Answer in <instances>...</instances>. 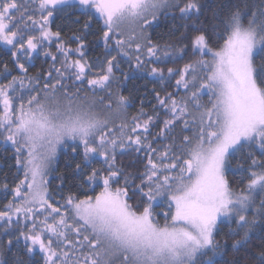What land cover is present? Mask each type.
Returning a JSON list of instances; mask_svg holds the SVG:
<instances>
[{
    "label": "snow or ice",
    "instance_id": "snow-or-ice-1",
    "mask_svg": "<svg viewBox=\"0 0 264 264\" xmlns=\"http://www.w3.org/2000/svg\"><path fill=\"white\" fill-rule=\"evenodd\" d=\"M204 8V0H0V46L13 63L0 71V142L16 168L13 186L7 176L0 184L11 196L0 205L8 237L0 264L14 243L42 264H218L228 249L225 264H264V0H220L211 23ZM67 9L88 16L72 34L75 48L53 30ZM160 16L180 22L163 45L149 31ZM92 17L105 49L95 64L85 55ZM34 54L52 64L30 74ZM169 60L185 62L156 66ZM135 73L174 81L175 94L153 89L167 118L129 114L134 100L122 89ZM157 138L168 143L154 147ZM61 146L82 157L78 191H63V175L49 190ZM128 150L144 153L142 171L118 163ZM85 187L94 194H78Z\"/></svg>",
    "mask_w": 264,
    "mask_h": 264
},
{
    "label": "trees",
    "instance_id": "trees-1",
    "mask_svg": "<svg viewBox=\"0 0 264 264\" xmlns=\"http://www.w3.org/2000/svg\"><path fill=\"white\" fill-rule=\"evenodd\" d=\"M220 0H204L205 8L204 13L209 19L206 21L211 23L210 17L212 14V10L216 8L217 4ZM67 15H58L53 22V30H57V26H59V30L66 42L73 48L76 47V42L74 39H71L72 34L76 33V35L81 34V29L83 23L88 20V16L82 15L80 11L76 9H67ZM204 19V17H201ZM79 20V23L76 21ZM179 21H174L171 17L160 16L159 21L154 26L153 29H150V33L153 40H158L162 45L173 40L179 35V32L173 34L170 30L173 25L179 26ZM101 22L96 18L92 17V21L90 27L87 31V41L88 47L85 50L86 58L89 62L95 64L98 61H102L105 57V49L103 41L99 39L101 35L100 32ZM183 31V29H180ZM52 52L55 54V45L52 46ZM34 59L29 62L32 66L29 67V73L35 74L37 71L41 69H47L51 64V58L44 57L42 54H34ZM259 60V57H257ZM185 61L177 60L175 63H172L169 60L166 64H158V67H181ZM4 64H8L10 69L13 68V63L11 60V56L9 51H7L4 47L0 46V71H3ZM59 67V63L56 64ZM125 70L127 71V65H123ZM11 75H18V72L13 70L9 75V79H11ZM117 75H121V73L117 72ZM2 78H0V83H4ZM68 83H71L70 81ZM174 81H163L160 82L153 77H150L146 73H135L132 78L128 79L123 84V92L125 95L131 94L134 100L133 106L129 109L130 115H136L137 112L143 108V110L149 115L159 114L161 119L167 118L165 112L157 105V101L154 98V91L160 92L163 96L165 91L173 92L175 94V90L173 88ZM85 90L87 86L84 85ZM183 94V93H181ZM146 118V117H145ZM162 124L157 123L155 127L151 129V133L154 135L159 131ZM179 128L176 129L177 138H179ZM150 140L153 139V136L149 137ZM168 143L163 139L157 138L153 143L154 147L162 146L163 144ZM144 153H135L131 150L124 152L123 154L117 155V161L122 165L125 171L130 173H136L138 171H142L143 169V157ZM13 157V149L11 145H3V142H0V184L4 182V177L7 176L9 179L7 183L9 184V188L13 186L12 177L16 173V168L14 166ZM82 157L79 153L73 154L71 152V148L62 147L58 155L54 161L52 166V171L48 176L49 181V190L52 192L58 191V185L61 184L58 177L60 175L64 176V184L62 186L63 191L67 192L71 187L72 191H78V189L74 186V183L79 179V175L74 173V162H80ZM234 163L239 160V154H237L234 158ZM102 164L99 160H95L92 162V167H101ZM234 178L238 179V173L232 171L229 173V179L232 180ZM138 183V181H137ZM95 187V186H94ZM99 187H95V191L98 192ZM78 194H94L91 189L85 187L82 192ZM11 199V196H6L4 190L0 188V205L7 203L8 200ZM161 209L167 211L164 205H160L156 211H160ZM159 219L163 222V216H160ZM227 231V227L224 228V231L220 233L216 238L218 240H223L226 237L224 236V232ZM8 237H0V245L6 244ZM254 243H258L259 240L254 237ZM23 257L28 264H42L41 255L37 252L35 255L29 257L26 256L23 252V245H16L15 243L11 247V249L4 248V259L7 260L8 264H15L16 257ZM232 259L231 249L226 250V254L222 257H217L218 264H225L226 261Z\"/></svg>",
    "mask_w": 264,
    "mask_h": 264
},
{
    "label": "rangeland",
    "instance_id": "rangeland-1",
    "mask_svg": "<svg viewBox=\"0 0 264 264\" xmlns=\"http://www.w3.org/2000/svg\"><path fill=\"white\" fill-rule=\"evenodd\" d=\"M63 146H61L59 149H58V152H59V150L62 148ZM58 152H57V155H58ZM57 155H56V157H57ZM56 157H55V159H56ZM55 159H54V161H55ZM54 161H53V163H52V165H51V168H52V166H53V164H54ZM47 179H48V177H47Z\"/></svg>",
    "mask_w": 264,
    "mask_h": 264
}]
</instances>
